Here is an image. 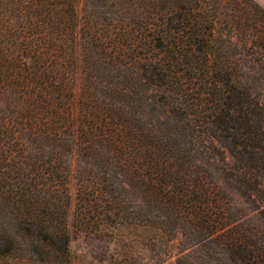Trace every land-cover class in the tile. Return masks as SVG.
Returning <instances> with one entry per match:
<instances>
[{
  "label": "trees",
  "instance_id": "1",
  "mask_svg": "<svg viewBox=\"0 0 264 264\" xmlns=\"http://www.w3.org/2000/svg\"><path fill=\"white\" fill-rule=\"evenodd\" d=\"M6 3L0 257L68 261L74 212L125 264H264V7Z\"/></svg>",
  "mask_w": 264,
  "mask_h": 264
},
{
  "label": "rangeland",
  "instance_id": "2",
  "mask_svg": "<svg viewBox=\"0 0 264 264\" xmlns=\"http://www.w3.org/2000/svg\"><path fill=\"white\" fill-rule=\"evenodd\" d=\"M264 7V0H256ZM6 0H0V15L6 6ZM72 196L76 191L73 180L70 183ZM98 223L90 231L77 225L74 212H71L69 225L71 240L69 259L62 264H125V223H109L99 229ZM0 264H21L14 258L0 257Z\"/></svg>",
  "mask_w": 264,
  "mask_h": 264
}]
</instances>
